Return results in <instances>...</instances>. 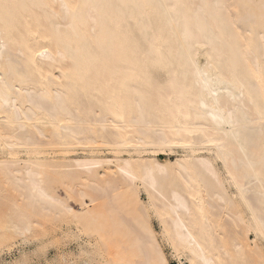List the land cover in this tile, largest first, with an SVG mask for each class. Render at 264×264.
I'll return each instance as SVG.
<instances>
[{"label":"bare ground","instance_id":"1","mask_svg":"<svg viewBox=\"0 0 264 264\" xmlns=\"http://www.w3.org/2000/svg\"><path fill=\"white\" fill-rule=\"evenodd\" d=\"M59 232L79 264H264V0H0V264Z\"/></svg>","mask_w":264,"mask_h":264},{"label":"rangeland","instance_id":"2","mask_svg":"<svg viewBox=\"0 0 264 264\" xmlns=\"http://www.w3.org/2000/svg\"><path fill=\"white\" fill-rule=\"evenodd\" d=\"M158 156L160 158L166 157V155L164 153H160ZM169 157L173 158L174 155L171 154V155H169ZM47 176H48V174H46V175L44 174L42 176V179H43L42 185L48 190V192H50L51 194H57L58 193L59 195H63L67 201H71L72 196L70 197V195H67L66 192H64L62 190V188H60L58 183L54 182L55 181L54 178L52 180V177L50 175L48 177ZM141 197L144 198V195H141ZM72 201L74 202L75 206H78V201L76 199L72 200ZM152 223H153V227L155 228V230L157 232H159V226L156 223V221L153 220ZM64 228H65V226H64ZM64 230H66V228ZM61 234H62V232H59L58 235L56 236V237H58L57 239L60 238V240H59L60 242L56 241L57 239L55 238V241L53 242L54 244L52 243L54 246L53 245L51 246V244H49V247L47 248V250L45 252L46 254L44 253V255H42V254H40V255L31 254V249L33 250V247H35V244L33 242H31V244L26 243L27 244L26 245V244H23L21 241H19V242H16V244L10 250H3V251H6V254L2 253L1 258L5 259L6 261H9L12 257L18 256L19 253H18L17 245L19 243H21L22 246L20 247V249L29 253V256H27V258L29 260V264H73L72 262H74V264H79L81 259L79 260L78 258H80V257L77 256V258H76V256H73V254L77 255L79 240L76 239L75 237L71 236V235H66V234H62L63 237L62 236L59 237V235H61ZM66 236H68V237H66ZM69 236H71L72 238ZM61 238H62V240H61ZM56 242H58V243H56ZM55 243L57 245H55ZM22 247H23V249H22ZM163 248H164V251L167 253L170 264H179L176 259L172 258L171 255H169L168 247L166 245H164ZM64 255H65V257H64ZM93 262H95V261H93Z\"/></svg>","mask_w":264,"mask_h":264}]
</instances>
